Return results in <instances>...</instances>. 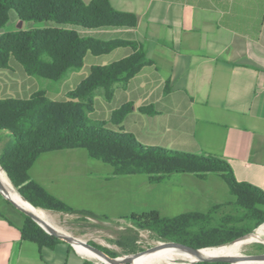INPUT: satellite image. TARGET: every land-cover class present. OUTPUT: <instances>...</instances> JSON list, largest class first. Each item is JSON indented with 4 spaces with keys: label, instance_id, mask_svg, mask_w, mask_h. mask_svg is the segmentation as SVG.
<instances>
[{
    "label": "trees",
    "instance_id": "obj_1",
    "mask_svg": "<svg viewBox=\"0 0 264 264\" xmlns=\"http://www.w3.org/2000/svg\"><path fill=\"white\" fill-rule=\"evenodd\" d=\"M14 10L24 22L38 24L29 29L0 34V69H9L16 60L28 75L58 81L71 69L82 68L88 54L107 55L128 46L132 53L106 65H94L86 77L67 92V98L56 100L44 90L28 98H0V165L20 194L32 205L57 212L102 217L91 210H80L50 193L30 174L38 158L46 152L84 148L90 157L114 167L115 178L123 175H146L153 182H162L174 173H186L200 179L220 177L228 186L234 201L233 212L216 222L213 210L188 211L177 216H163L152 210L133 213L132 224L149 229L161 239L204 248L230 243L253 232L264 223V190L239 181L231 164L211 154H192L142 144L134 134L122 128L114 130L105 121L92 123L89 114L95 110L96 92L103 90L111 100L116 85L126 86L145 66L154 64L146 52L130 40H105L91 31L135 28L138 15L116 9L110 0H0V29L4 28ZM128 103L116 109L111 122L121 125L132 110ZM142 112L154 108L142 107ZM8 204L22 217V237L40 249L54 248L63 240L50 234L33 218L17 209L0 193V215L10 218L1 209ZM220 206H215L218 209ZM136 237L125 236L121 245L130 253L138 251ZM101 248L110 257L116 253ZM194 264H230L199 261Z\"/></svg>",
    "mask_w": 264,
    "mask_h": 264
},
{
    "label": "crops",
    "instance_id": "obj_2",
    "mask_svg": "<svg viewBox=\"0 0 264 264\" xmlns=\"http://www.w3.org/2000/svg\"><path fill=\"white\" fill-rule=\"evenodd\" d=\"M110 1L137 14L138 25L91 33L133 41L154 64L126 86H115L100 107L108 121H100L111 122L116 109L131 103L121 125L111 122V129L122 128L144 145L224 158L239 181L264 190V0ZM132 52L124 46L88 54L85 61L90 59V71ZM151 106L154 112L140 110ZM6 215L12 222L0 215V264H102L65 240L40 249L23 239V217Z\"/></svg>",
    "mask_w": 264,
    "mask_h": 264
},
{
    "label": "rangeland",
    "instance_id": "obj_3",
    "mask_svg": "<svg viewBox=\"0 0 264 264\" xmlns=\"http://www.w3.org/2000/svg\"><path fill=\"white\" fill-rule=\"evenodd\" d=\"M36 26L38 24L33 22L21 21L16 12L11 10L10 19L6 26L0 29V34ZM90 65L91 61L87 58L82 68L71 69L62 79L55 81L28 75L23 66L12 59L9 69H0L3 83L0 87V96L8 93L10 97L28 98L35 92L44 90L49 97L64 100L67 98L68 90L74 89L89 73ZM106 102L103 90L98 89L95 110L89 114L92 123L100 120L108 121V114L100 111V107ZM106 126L110 128L113 125L111 122H106ZM5 140L6 138L1 141L0 148ZM114 170L112 165L90 157L86 149L75 148L43 153L31 168L30 174L50 193L72 207L91 210L102 215L93 218L46 210L70 237L107 248L117 254L114 258L119 259L134 254L121 245L120 242L125 236L136 237L138 251L135 253L169 242L149 229H139L134 226L130 220L133 213L160 210L163 215L174 216L186 211L215 210L213 216L216 222L227 212H233V206L229 202L234 201L235 198L227 184L216 175H210L203 180L191 174L174 173L162 182H153L143 174L115 178ZM216 205L220 208L214 209ZM1 209L4 212L6 210L17 212L5 203L1 205ZM177 239L179 243L184 241L181 237ZM243 252L246 255L264 253V244L248 245ZM90 259L109 264L96 258L90 257ZM199 261L188 262L177 259L174 263L194 264Z\"/></svg>",
    "mask_w": 264,
    "mask_h": 264
},
{
    "label": "bare ground",
    "instance_id": "obj_4",
    "mask_svg": "<svg viewBox=\"0 0 264 264\" xmlns=\"http://www.w3.org/2000/svg\"><path fill=\"white\" fill-rule=\"evenodd\" d=\"M0 183L1 193L6 197L14 200L18 205L33 213L36 218L46 228L53 229L61 235H68L64 230L55 223L54 217L46 211V209L38 208L28 202L17 190L13 182L8 176V173L0 165ZM72 237V236H71ZM72 243L76 250L84 256L96 258L100 261L109 263V260L91 248H89L85 241L72 238ZM254 243L264 244V224L259 226L253 232L246 234L245 236L238 238L230 243L202 248L196 254L188 251L184 248L176 247L173 245L159 244L161 247L150 253H141L135 259V264H175L177 259H182L188 262H195L202 258L210 257H232L235 259L234 264H263L264 259L251 260L246 257L243 252L244 248ZM97 260V261H98Z\"/></svg>",
    "mask_w": 264,
    "mask_h": 264
},
{
    "label": "water",
    "instance_id": "obj_5",
    "mask_svg": "<svg viewBox=\"0 0 264 264\" xmlns=\"http://www.w3.org/2000/svg\"><path fill=\"white\" fill-rule=\"evenodd\" d=\"M2 185L0 183V189H1ZM1 193V190H0ZM2 194V193H1ZM3 195V194H2ZM3 197L5 199H7L8 201H10L17 209H19L21 212L25 213L26 215L30 216L31 218H33L40 226H42L47 232H49L50 234H53L57 237H59L62 240L68 241L69 243H71L73 246L74 244L72 243V237H70L69 235H61L59 233H57L55 230L53 229H49L46 228L43 224H41V222L36 218V216L29 212L28 210L24 209L23 207H21L20 205H18L14 200L10 199L9 197H6L5 195H3ZM86 245L91 248L92 250H94L95 252L104 255L108 260H109V264H135V259L137 258V256L141 253H150L152 251H155L157 249H159L161 246L157 245L154 246L152 248H149L141 253H134L131 254L129 256H126L124 258H114V257H110L108 254H106L101 248L92 245V244H88L87 242H85ZM164 245H173L176 247H180V248H184L188 251H191L192 253H197L199 250H201L202 248H195L183 243H179V242H174V241H169V242H165L163 243ZM214 247V246H211ZM207 248V247H204ZM246 257L248 259L251 260H255V259H264V253L261 254H251V255H246ZM200 261H210V262H227L230 264H234L235 259L232 257H210V258H202L200 259Z\"/></svg>",
    "mask_w": 264,
    "mask_h": 264
},
{
    "label": "built area",
    "instance_id": "obj_6",
    "mask_svg": "<svg viewBox=\"0 0 264 264\" xmlns=\"http://www.w3.org/2000/svg\"><path fill=\"white\" fill-rule=\"evenodd\" d=\"M76 249V248H75ZM80 254V253H79ZM82 256H84V255H82ZM84 257H86V258H90V257H87V256H84Z\"/></svg>",
    "mask_w": 264,
    "mask_h": 264
}]
</instances>
